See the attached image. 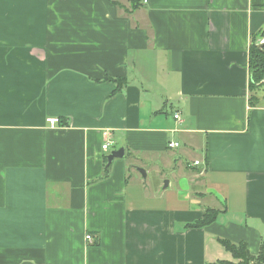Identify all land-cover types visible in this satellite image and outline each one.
<instances>
[{"label": "crops", "instance_id": "1", "mask_svg": "<svg viewBox=\"0 0 264 264\" xmlns=\"http://www.w3.org/2000/svg\"><path fill=\"white\" fill-rule=\"evenodd\" d=\"M263 28L264 0H0V264L259 254Z\"/></svg>", "mask_w": 264, "mask_h": 264}, {"label": "trees", "instance_id": "2", "mask_svg": "<svg viewBox=\"0 0 264 264\" xmlns=\"http://www.w3.org/2000/svg\"><path fill=\"white\" fill-rule=\"evenodd\" d=\"M258 38H264V28L253 39V43L250 48L249 64L251 73V87L254 89V92L260 87L264 88V51H262L257 45ZM115 81L117 82L116 90H119L126 84L127 78H115ZM251 98L253 100L256 98V96L253 95ZM219 212V209L207 207L204 210L203 218L192 224H188V226L204 227L209 225L216 220ZM219 240L226 250L232 254L234 260H217L208 264H263L264 244H262L259 254L255 255L250 252L245 242L236 243L228 239L221 238H219Z\"/></svg>", "mask_w": 264, "mask_h": 264}, {"label": "water", "instance_id": "3", "mask_svg": "<svg viewBox=\"0 0 264 264\" xmlns=\"http://www.w3.org/2000/svg\"><path fill=\"white\" fill-rule=\"evenodd\" d=\"M257 45H258V47H259L262 51H264V49H263V47H264V38H263V39H260V41L257 43ZM124 154H125V153H124V148H123V147H121V148H119V149H116V150H112V151L110 152V154H108V155L106 156V158H107V164H106V166H109L115 158L123 157ZM138 170H139L140 172H142V174H143L144 176H146V171H145L143 168L138 167ZM166 182L168 183L167 180H166Z\"/></svg>", "mask_w": 264, "mask_h": 264}, {"label": "built area", "instance_id": "4", "mask_svg": "<svg viewBox=\"0 0 264 264\" xmlns=\"http://www.w3.org/2000/svg\"><path fill=\"white\" fill-rule=\"evenodd\" d=\"M174 116H175V118H179V114H178V113H176ZM48 121H49L51 124H55V123H57L59 120H58V118H50V119H48ZM169 145H170V147H177L179 144H178V142H170ZM102 147H103V149H107V148L109 147V142L104 143V144L102 145ZM195 164H199V160H195ZM86 239L91 240V239H92V236H91L90 234H87V235H86Z\"/></svg>", "mask_w": 264, "mask_h": 264}, {"label": "rangeland", "instance_id": "5", "mask_svg": "<svg viewBox=\"0 0 264 264\" xmlns=\"http://www.w3.org/2000/svg\"><path fill=\"white\" fill-rule=\"evenodd\" d=\"M260 39H263V38H258V42L260 41ZM137 170H138V168H137ZM142 173V172H141ZM144 176V175H143ZM182 178V175H180L179 176V179H181ZM166 180L167 179H164L163 180V184H162V189H163V191H166L167 190V192H169V191H171V189H166L167 188V186H168V183L166 182ZM168 181V180H167ZM166 189V190H165ZM169 195V194H168ZM167 195V196H168Z\"/></svg>", "mask_w": 264, "mask_h": 264}]
</instances>
